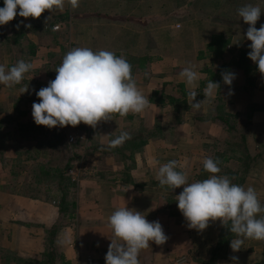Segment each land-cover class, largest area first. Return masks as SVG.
Segmentation results:
<instances>
[{
    "label": "rangeland",
    "instance_id": "1",
    "mask_svg": "<svg viewBox=\"0 0 264 264\" xmlns=\"http://www.w3.org/2000/svg\"><path fill=\"white\" fill-rule=\"evenodd\" d=\"M217 1L79 0V6L73 8L66 0L63 11L46 10L39 18H23L17 15L8 24L0 26V65H3L6 70L20 60L33 65L32 69L24 75L20 84L12 87L0 84V193L11 189V191H17L26 196L40 198L44 201L54 200L55 202H58L60 197L66 196L69 202L76 201L79 204L81 200L82 204L85 200L80 196L81 187L78 184H81L83 178L89 175L118 178L116 173L119 172V168H122L120 169L121 177H130V171L134 172L133 170H135L137 171L135 176L139 179L138 184L148 180L151 187L161 190L159 181L155 180L158 177L157 173L150 174V170L146 167L142 169L135 166L137 161H139L138 165L143 164V156L139 154V149L142 150V147L133 153L132 158L128 159L129 152H125L123 155L119 154V151L109 148L110 141L125 130L151 131L157 127L162 130L166 129L164 130L165 137L170 143H173L174 139L169 135L170 130L177 125L182 126L185 115L195 109L191 108L183 115L182 123L175 121L171 107L156 106L155 110L153 106H150L141 113H128L134 116L135 127L132 122L123 117H116L122 120L120 123L119 119L110 116L109 120L98 122L95 128L80 123L75 127L49 129L43 125H36L32 117V105L34 102H39L35 91L46 87L50 81L55 79L57 75L55 70L62 63L63 57L77 47H87L93 51L107 50L116 55L130 48L132 52L140 50L143 54L148 53L152 58L144 67L146 71L140 68L139 64H135L138 66V72L132 74L138 90L143 95L149 90V79L153 80V87H158V89L163 87L166 93H170L176 84L172 83L175 79L184 80L180 73L186 67H191L198 73L199 79L194 84L195 86L199 85L196 89L198 90L201 87V82L206 78L205 74L201 72L208 67L216 71L218 67L217 63L213 65L210 60L198 59L199 52L205 49L210 37L217 34H228L233 45L242 48L240 45L243 41L242 37L247 32L246 28L221 22V18H218L220 15H217L219 7ZM184 7L186 12L178 17L163 16ZM59 15H65V20L53 21ZM115 15H122L124 19L129 16H145L158 17L159 20L140 26L133 21H115L104 17ZM21 21L23 23H20ZM18 23H20L19 28H17ZM38 24L44 26V30H40L37 34L26 32L25 36L17 42L14 41V38L11 40L7 38L25 25ZM57 26L58 30H54ZM135 35L139 38H135ZM244 43L247 45L245 47H248L251 41ZM231 59L232 56L228 54L225 55L223 61L228 63ZM164 70L170 74H165ZM230 72L236 73L235 68H231ZM222 73L224 72L221 71L217 74L216 78L218 76L222 78ZM242 75L240 71L237 72L231 86L225 85L222 81L220 93L217 90L213 98H205L203 93V96L196 97L197 101L203 100L201 108L197 110L199 113L202 110L204 112V118L202 117L204 121L200 122L215 124L225 134V136L218 137L216 142L208 143L209 150L205 152L209 153L210 158L213 159L215 157L218 159V156H221L220 167H224L225 170L227 169L226 171H229L227 168L229 161L225 162L226 157L236 161L239 168L237 176L236 178L233 175L229 176L233 179L232 182L238 185L243 173L244 163L241 160L245 159L246 165L250 164L246 176L253 170L254 164L264 167V93L261 94L257 88L258 85L248 86L246 77ZM178 84L180 83L178 82ZM27 86L28 91L22 93V89ZM205 87L206 84L202 89L204 90ZM230 92L231 94H229ZM217 104L222 107L219 112L224 111L226 114L236 117L234 120H239L238 126L241 122L245 123L248 113L251 114L248 127L244 125L246 128L244 144L241 143L243 133L236 131L227 134L218 120L214 119L213 115ZM241 110L246 112L241 115ZM151 116L155 122L147 128L145 121L148 122L147 117ZM254 117L257 118L255 121H253ZM190 121L193 124V120ZM124 123L127 125L125 126ZM120 124L125 127L118 131ZM189 128L192 127H185V129ZM200 128L196 127L197 130ZM160 133V131H156L149 135L150 137L151 135L157 136ZM56 134H60L59 141H56L54 136ZM71 137L74 139L72 142ZM200 138L202 136L198 134V137L195 136L193 139L201 140ZM152 139H157V137ZM221 146L225 148L222 151L219 150ZM234 147L235 153L232 152ZM260 150H263V154L259 157L257 154L261 155ZM250 152H253L254 155H251ZM189 159L185 162L190 161ZM157 160L163 164L175 160L179 165L181 158L178 157V153L168 152L161 154L159 159L154 161ZM202 164H196L192 174L188 176L189 183L208 178L207 176L210 174L201 171ZM189 168L191 169L190 166ZM57 169L63 172L62 178H58V175L54 173ZM177 170L180 171L178 168ZM219 175L226 174L221 172ZM161 187L169 188L168 186ZM172 190L170 191L172 192ZM177 190L182 192V187ZM177 193H172V199H169L173 208L177 207L176 199H174ZM261 205L264 206L262 203ZM13 254L0 247V264H12ZM19 264L26 263L20 262Z\"/></svg>",
    "mask_w": 264,
    "mask_h": 264
},
{
    "label": "clouds",
    "instance_id": "2",
    "mask_svg": "<svg viewBox=\"0 0 264 264\" xmlns=\"http://www.w3.org/2000/svg\"><path fill=\"white\" fill-rule=\"evenodd\" d=\"M66 0H3L0 7V26L11 22L17 15L23 18H39L46 10L63 11ZM73 8L79 6V0H67ZM262 12L259 6L251 4L238 9V15L249 25L244 39L251 41L248 58L264 74V24L256 28ZM20 23H23L22 21ZM20 23L17 24L19 28ZM31 27V25H25ZM33 65L24 60L6 70L0 65V84L8 87L20 84L24 75ZM57 75L46 87L35 91L39 102L32 105V117L36 125L49 129L77 126L84 123L95 128L101 120H109L112 114L125 116L128 113H141L149 105V97L139 90L132 75V65L124 56H117L107 50L93 51L87 47L70 50L55 70ZM181 77L186 84L193 86L198 73L191 67L184 68ZM235 73H222L225 85L231 86ZM220 84L210 80L203 90L205 98H213ZM28 91V86L22 93ZM198 92H188L191 108L199 110L202 101H197ZM231 94V92L229 93ZM130 134L121 132L112 139L109 148L122 146ZM177 161H169L159 167L158 180L161 186L173 189L183 186L177 195V206L187 221L189 229L203 232L210 221L219 220L229 228L236 238L231 239L232 252H238L245 240L264 241V218H257L264 212L255 189L232 182L221 172L218 161L206 158L204 171L208 178L189 183L184 171L177 170ZM230 222V227L228 226ZM109 226L113 232L106 264H140L139 253L150 247V242L163 244L167 237L159 221L149 222L146 216L127 206L114 211L109 217ZM237 264L238 257H231Z\"/></svg>",
    "mask_w": 264,
    "mask_h": 264
},
{
    "label": "crops",
    "instance_id": "3",
    "mask_svg": "<svg viewBox=\"0 0 264 264\" xmlns=\"http://www.w3.org/2000/svg\"><path fill=\"white\" fill-rule=\"evenodd\" d=\"M217 3L219 4L217 15H220L217 17L225 24L239 22L249 26L238 15V9L248 4L259 6L264 12V0H218ZM261 24H264V13L261 14L256 26ZM242 40L248 42L244 37ZM243 41L240 42L242 48L247 46ZM164 71L165 74H170L167 70ZM176 81L183 84L188 92L199 87L189 86L182 79L180 81L175 79L172 83L178 84ZM148 82L150 87L144 94L145 97L151 95L152 90L158 89L152 86L154 84L152 79ZM150 106L157 109L156 105H148ZM245 112L241 110L240 114L243 115ZM202 117L204 118L203 110L200 113L196 109L189 111L185 115L184 124L171 129L173 143H170L163 132L157 135V139L149 140L141 153L139 152L143 156V164L138 165L137 161L135 166L142 169L146 167L150 174L158 175L163 162L154 160L159 159L161 154L173 152L178 153V157L181 158L177 168L190 176L197 163L201 164L206 158H210L209 153L205 152L209 150L207 144L225 136L217 125L200 122L204 121ZM147 118L148 122L144 123L148 128L153 125L155 119L152 116ZM256 119L254 117L253 121ZM118 121L122 123L121 119ZM124 125L120 124L118 131L124 129ZM188 126L193 130L185 129ZM196 127L201 128L197 130ZM198 134L202 136L201 140L193 139L195 136L198 137ZM223 149L224 146L219 147V150ZM250 153L254 155L253 152ZM260 153L262 156L263 150H260ZM187 159L190 161L185 162ZM254 165L244 183L240 176L239 185L245 189L248 187L255 189L259 201L264 204V167ZM227 168L233 174L239 170L238 163L233 160H229ZM120 169L122 168H119L116 176L121 177ZM133 171L129 174L131 178L125 176L108 178L103 175H89L83 178L78 185L81 187L80 196L85 202L81 204L80 200L77 204L73 201L76 210L64 214L59 212V201H56L57 203L54 200L44 201L6 189L0 193V247L23 259L39 261L45 254L48 256L49 253L56 252L64 259L65 264H106L105 256L111 243L110 239L113 238L109 217L117 209L127 206L141 212L149 222L159 221L167 237L163 244L150 242V247L141 250L140 264H199L200 260H205L224 227L222 223L219 220L210 221L209 227L203 232L189 229L178 206L173 208L169 200L172 199V193L178 192L176 195H179L181 190L175 189L171 192L170 188L161 186H159L161 190H156L151 187L148 180L138 184L139 179L135 176L137 171ZM155 180L159 181L157 177ZM181 187L183 190V186ZM257 218H264V212L258 214ZM263 247L262 241L247 239L238 252H232L229 246L227 256L217 264H233L231 259L233 256L238 257L237 264L256 263L262 257Z\"/></svg>",
    "mask_w": 264,
    "mask_h": 264
},
{
    "label": "trees",
    "instance_id": "4",
    "mask_svg": "<svg viewBox=\"0 0 264 264\" xmlns=\"http://www.w3.org/2000/svg\"><path fill=\"white\" fill-rule=\"evenodd\" d=\"M3 6V0H0V7ZM186 12V8H178L175 11L168 13L166 15L163 16H180L181 14ZM105 18H108L110 20H115V21H133L134 23L140 25V26H144L145 24H149L153 21H158L159 18L158 17H145V16H141V17H136V16H129V18L124 19L122 18V15H115V16H104ZM66 16L64 15H59L57 17H55L53 19V21L55 22H59V21H63L65 20ZM222 22V21H221ZM232 24L238 26L239 28H246L248 29L249 26H245L239 22H231ZM230 23V24H231ZM257 28V27H256ZM260 28V27H259ZM257 28V29H259ZM40 30H44V26H41L40 24L38 25H31V27H22L20 29H18L16 32H14L11 36L7 37L8 40H11V38H14V41L17 42L20 38L24 37L26 32H30L33 33L35 32L36 34L39 33ZM52 31V29H51ZM139 36L141 37V35L139 34ZM1 38V37H0ZM135 38H139L137 35H135ZM123 40V39H121ZM120 42V40H119ZM31 47L33 48V46L31 45ZM204 50H201L199 52V56L198 59L200 60H210V62H212V64L216 65V63L218 64V67L216 68V71H213V69L211 67H208L206 69H204L201 73H204L206 78L205 80H203L201 82V87L196 90L199 94H198V98L200 96H203V89L202 87L210 81L212 80L213 82H217L220 84L222 83V78H220V76H217V74H219L221 71L223 72H230L231 68H235L236 73L237 72H241L244 76L246 77V82L248 84V86L253 87L255 85H258L257 88H259L258 90L261 92V94L264 93V74H261L258 71V66L248 58V52L250 51L249 46L248 47H243L240 48L239 46H234L231 37L227 34L225 35L223 34H217V35H212L210 37V41L208 42V44L205 45ZM126 51V52H125ZM125 51H122L120 53H117V55L119 56H124L127 61L132 65V74L138 72V66L140 68H142L143 70L145 65L150 62V59L152 57H150L148 55V53L143 54V52H141L140 50H136L135 52H132V49H127ZM33 51L31 52V54L33 55ZM143 54V55H142ZM231 55L232 59L227 63L224 62L223 59L225 57V55ZM135 64H139L138 66H136ZM142 71V70H141ZM235 73V74H236ZM262 81V82H261ZM259 83V84H258ZM149 97V105L150 104H154L158 107H171L174 117H175V121L177 122H181L182 123V119L184 118L183 115L189 111L191 109L190 105L188 104L189 102V96H188V91L185 89L183 84H174V87L172 89V91L170 93H166L163 90V87L161 89H157V90H153V92L151 93V95L148 96ZM215 114L213 116H215V120L217 119L218 122L223 126L225 132L228 133H233V132H239V133H243V141L241 142L242 144H244V140L246 139L244 136V133L246 132V128H244V125H246L248 127V123L251 121V114L248 113L247 116L245 117V123H242L238 126L239 124V120H234L236 117H232L229 114H226L224 111L219 112L220 109H222V107H220L219 104H217V106H215ZM112 117L116 118V117H123L125 120L132 122L133 126L135 127V123L133 122L134 120V116L127 114L125 116H121L119 114H112ZM233 120L235 121L233 123ZM142 121V120H141ZM236 123V124H235ZM140 126V125H139ZM239 127V128H238ZM139 128V127H138ZM155 130H151V131H147V130H138V132H132L129 130H125V131H129L128 133L130 134V139H128L122 146L116 147V148H112L113 150H117L119 151V154L123 155L125 152H129V156L128 159L132 158L133 153L138 150L140 147H144L146 145V143L155 137V135H151L150 137V133H155L156 131H160L163 132L164 136V130H162L161 128H154ZM241 129V130H240ZM245 130V131H244ZM171 131V130H170ZM170 133V132H169ZM171 134V133H170ZM169 134V135H170ZM56 138V141H59L60 139V134H56L54 135ZM235 147L232 149V152H234ZM140 150V151H139ZM138 151L141 152V148ZM131 153V155H130ZM257 156H261L260 154ZM125 158H127V156H124ZM220 157L218 156L214 158V160L218 161V166L220 167ZM213 159V158H212ZM230 157H226V161H229ZM247 159H249V157H247ZM252 161V160H251ZM241 162H243V173L241 174V179L243 180L244 177L246 176V174L248 173V169H250V164L246 165L245 159L241 160ZM251 163V162H250ZM221 172L225 173L228 177L234 175V177H236L237 175L234 173H230L229 171H226L224 169V167H220ZM202 172H206L204 171L203 165H202ZM220 172V173H221ZM56 175H58V178H62V174L63 172L61 170H55L54 172ZM219 173V174H220ZM230 175V176H229ZM208 177V176H207ZM59 212L60 213H68L71 211L76 210V205L73 201L69 202L68 199H66V196H62L59 198ZM228 226L230 227V222L228 224ZM236 238L235 234H232L229 230L228 227L224 226L223 229L220 232V235L217 239V242L215 243V245L213 246V248L210 250L208 257L205 260H200L199 264H217L218 260L224 259L227 256V251L228 248L230 246V242L231 239ZM263 242V246H264V241ZM264 248V247H263ZM14 258L12 261V264H19L20 262L22 263H26V264H56L61 263V264H65L64 259L59 256L56 252H51L48 254V256L45 254V256H43V258L39 261L36 260H32V259H23V258H19L16 256V254H13ZM253 264H264V251L262 254V257L260 259V261L253 263Z\"/></svg>",
    "mask_w": 264,
    "mask_h": 264
},
{
    "label": "built area",
    "instance_id": "5",
    "mask_svg": "<svg viewBox=\"0 0 264 264\" xmlns=\"http://www.w3.org/2000/svg\"><path fill=\"white\" fill-rule=\"evenodd\" d=\"M58 28H59V27L57 26V27L54 28V30H58ZM73 140H74L73 137H71V142H72Z\"/></svg>",
    "mask_w": 264,
    "mask_h": 264
}]
</instances>
